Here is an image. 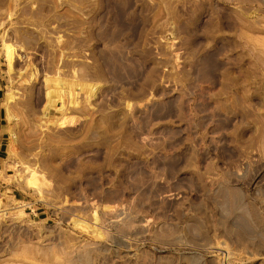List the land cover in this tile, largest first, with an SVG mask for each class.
I'll use <instances>...</instances> for the list:
<instances>
[{
	"label": "rangeland",
	"instance_id": "obj_1",
	"mask_svg": "<svg viewBox=\"0 0 264 264\" xmlns=\"http://www.w3.org/2000/svg\"><path fill=\"white\" fill-rule=\"evenodd\" d=\"M183 256L264 264V0H0V264Z\"/></svg>",
	"mask_w": 264,
	"mask_h": 264
},
{
	"label": "bare ground",
	"instance_id": "obj_2",
	"mask_svg": "<svg viewBox=\"0 0 264 264\" xmlns=\"http://www.w3.org/2000/svg\"><path fill=\"white\" fill-rule=\"evenodd\" d=\"M21 103V102H20ZM24 103V102H23ZM22 103V104H23ZM24 124V122H23ZM22 130V129H21ZM25 136V134H23ZM23 136V137H24ZM27 136V135H26ZM26 138V137H25ZM15 146V145H14ZM119 243H123L122 241H120ZM195 248V247H194ZM201 250V249H200ZM185 254V253H184ZM190 254V253H188ZM198 254V253H197ZM181 255V254H180ZM193 255V254H192ZM227 257V256H226ZM182 259V258H181ZM183 259H187V264H205L206 262L203 261V258L202 257H194V256H191V257H184L183 256Z\"/></svg>",
	"mask_w": 264,
	"mask_h": 264
}]
</instances>
